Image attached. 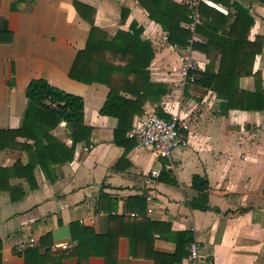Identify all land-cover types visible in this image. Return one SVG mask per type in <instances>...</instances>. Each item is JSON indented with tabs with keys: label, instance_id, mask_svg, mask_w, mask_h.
Segmentation results:
<instances>
[{
	"label": "crops",
	"instance_id": "crops-1",
	"mask_svg": "<svg viewBox=\"0 0 264 264\" xmlns=\"http://www.w3.org/2000/svg\"><path fill=\"white\" fill-rule=\"evenodd\" d=\"M202 1L228 12L221 3ZM238 1L255 18L249 35L254 40L264 33V1ZM190 21L182 25L189 29ZM92 22L111 36L135 24L151 41V79L167 91L147 100L143 111L177 112L189 123L187 144L171 156L140 147L131 129L116 135L118 118L100 112L110 87L70 76ZM163 34L138 0H0V130L21 126L35 78L82 96L84 123L91 127L89 140L79 141L73 159L62 164L31 161L36 149L27 136L0 147V264H184L194 239L214 264H264V109L223 114L215 91L184 82L180 74L182 51L206 37L195 29L184 47ZM193 54L205 70L207 55L194 47ZM254 69L262 72L264 90V46ZM240 86L254 90V76H243ZM51 134L73 143L64 120ZM194 175L209 182L204 207L192 204L203 199L192 187ZM148 193L154 196L151 210ZM180 232L187 233L185 245ZM79 235L97 236L95 253H76ZM30 236L35 243L19 251ZM54 242L69 247L55 250ZM131 245L137 254L130 253Z\"/></svg>",
	"mask_w": 264,
	"mask_h": 264
},
{
	"label": "trees",
	"instance_id": "trees-1",
	"mask_svg": "<svg viewBox=\"0 0 264 264\" xmlns=\"http://www.w3.org/2000/svg\"><path fill=\"white\" fill-rule=\"evenodd\" d=\"M138 1L149 17L161 25L170 44H189L192 34L182 22L190 20L194 5L174 0ZM212 1L228 7V12L223 13L202 0L196 5L200 18L196 32L205 36L206 40L194 41L192 45L207 55L209 63L195 82L215 91L217 97L222 99L223 114L231 109L263 110L262 72L254 69V63L256 55L263 49L264 33L256 35L254 40L249 38L255 18L240 1ZM124 12L123 9V17ZM131 27V31L120 29L111 36L92 22L87 44L77 53L70 71V76L75 79L86 83L102 82L110 87L100 112L118 118L116 135H126L132 128L135 114L144 113L143 104L147 100H158L167 91L165 84L151 79L149 66L155 55L151 41L141 36L142 27L135 24ZM249 75L254 76V90L240 86V79ZM121 92L131 94L135 99ZM26 95L29 102L23 122L17 129L0 130V147L11 144L17 136H27L34 141L36 149L34 156H30L31 161L38 159L41 164L46 161L62 164L72 160L76 144L81 140H89L91 134V127L84 123L83 97L64 91L43 78L31 80ZM62 120L72 127L73 143L70 146L51 134V130ZM192 187L203 193V199L192 204L204 207L209 188L207 178L194 175ZM129 218L137 219L133 216ZM85 231L90 232V229L84 228ZM186 235V232L178 233L184 245L187 243ZM75 239L78 241L75 247L78 255L82 257L95 253L91 246L93 240L97 241V236L92 235L91 239L79 235ZM177 243L180 244L179 241ZM130 253L137 254L134 245H131ZM187 258L188 251L184 264H187Z\"/></svg>",
	"mask_w": 264,
	"mask_h": 264
},
{
	"label": "built area",
	"instance_id": "built-area-1",
	"mask_svg": "<svg viewBox=\"0 0 264 264\" xmlns=\"http://www.w3.org/2000/svg\"><path fill=\"white\" fill-rule=\"evenodd\" d=\"M191 4L195 5L193 1H191ZM199 22V13L195 5V9L191 14V21L188 24L189 29L193 32ZM163 38L165 40L168 39L165 32ZM192 42L193 39L190 38L189 43ZM180 60V74L183 81L195 82L201 76L203 67L195 58L191 45L185 47L182 51ZM188 129V119L177 112H172L166 118L158 114L155 110H146L144 113L135 117L133 126L128 134L137 139L140 147L150 149L157 156L169 157L175 148L187 144ZM153 174L157 175L159 171H153ZM146 198L150 204L149 210H151L154 196L152 193H148ZM34 243L35 237L30 236L18 249L19 251H23L25 246L33 245ZM52 246L55 250L66 249L69 247V244L66 242H54ZM187 264H214L213 260L207 258L204 254L203 245L198 239H194L189 243Z\"/></svg>",
	"mask_w": 264,
	"mask_h": 264
}]
</instances>
